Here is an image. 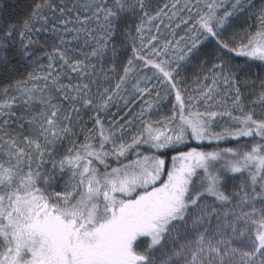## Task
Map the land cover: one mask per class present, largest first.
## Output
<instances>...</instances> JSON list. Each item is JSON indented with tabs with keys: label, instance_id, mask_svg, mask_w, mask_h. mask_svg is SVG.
Returning a JSON list of instances; mask_svg holds the SVG:
<instances>
[{
	"label": "snow or ice",
	"instance_id": "obj_1",
	"mask_svg": "<svg viewBox=\"0 0 264 264\" xmlns=\"http://www.w3.org/2000/svg\"><path fill=\"white\" fill-rule=\"evenodd\" d=\"M26 7L0 9V264H264V0Z\"/></svg>",
	"mask_w": 264,
	"mask_h": 264
},
{
	"label": "trees",
	"instance_id": "obj_2",
	"mask_svg": "<svg viewBox=\"0 0 264 264\" xmlns=\"http://www.w3.org/2000/svg\"><path fill=\"white\" fill-rule=\"evenodd\" d=\"M31 2V0H0V9H6L11 13L12 19H22L27 11V5ZM198 63V62H197ZM18 71H23V69H19ZM198 71L197 67L194 65L190 66L188 69V74L191 75ZM18 79L20 76H13L12 73H5L4 71H0V87H3L9 78ZM116 110L113 109V112ZM192 146H196L193 144ZM232 144L221 143L219 147H231ZM215 147V145H213Z\"/></svg>",
	"mask_w": 264,
	"mask_h": 264
}]
</instances>
